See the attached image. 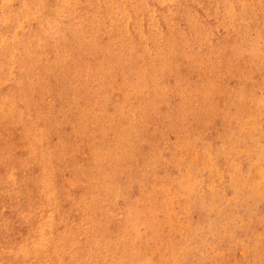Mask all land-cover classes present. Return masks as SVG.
<instances>
[{
	"label": "rangeland",
	"instance_id": "rangeland-1",
	"mask_svg": "<svg viewBox=\"0 0 264 264\" xmlns=\"http://www.w3.org/2000/svg\"><path fill=\"white\" fill-rule=\"evenodd\" d=\"M263 192L264 0H0V264H264Z\"/></svg>",
	"mask_w": 264,
	"mask_h": 264
},
{
	"label": "bare ground",
	"instance_id": "bare-ground-1",
	"mask_svg": "<svg viewBox=\"0 0 264 264\" xmlns=\"http://www.w3.org/2000/svg\"><path fill=\"white\" fill-rule=\"evenodd\" d=\"M186 136V135H185ZM185 136H181L180 137V139H181V141H180V143H182L183 145H185V146H188V147H193V148H195V146H194V141H196V142H200L201 144H202V146H204L205 148L204 149H202V150H200V151H198V153L200 154V157L202 158V159H207V157H208V147H207V142L205 141V139L203 138V137H197V136H193V138H191L190 137V139H189V137L187 138V137H185ZM192 140H194V141H192ZM163 151L164 150H162V151H158V149L154 146L153 147V145H150V147H149V152H151V153H158L159 155L160 154H163ZM163 156H166V157H163V160H169V157L171 156V154L169 153V155L167 154V155H163ZM168 157V158H167ZM209 160V159H208ZM184 164H186V163H184ZM201 166H203V165H201ZM188 168V167H187ZM139 169L143 172L141 175L142 176H144V175H147V177H152L153 175H156V172H157V170H155V169H151V170H148L147 172H145L144 170H143V168H142V165H140L139 166ZM204 169V168H203ZM210 169V168H209ZM192 172V171H191ZM191 172H190V174H191ZM211 173V172H210ZM214 173V172H213ZM217 173V172H216ZM187 174V173H186ZM218 174V173H217ZM183 175H180V177H178V178H181ZM194 176V175H193ZM197 176V175H196ZM195 178V177H194ZM178 180V179H177ZM190 180V179H189ZM181 181V179H179V181L178 182H180ZM186 181V180H185ZM199 182V181H198ZM203 182H205V181H203ZM202 182V183H203ZM208 182V181H207ZM183 183V182H182ZM192 183V182H191ZM184 184V183H183ZM193 185V184H192ZM191 185V186H192ZM198 185V184H197ZM200 185V184H199ZM257 185V184H256ZM185 186V185H184ZM164 187V186H163ZM199 187V186H198ZM186 188H187V186H186ZM208 188V187H207ZM258 188V187H257ZM257 190V189H256ZM166 191V190H165ZM183 191V190H182ZM199 191V190H198ZM259 191V190H258ZM203 192V191H202ZM201 192V193H202ZM264 193V192H263ZM180 194V195H179ZM174 195H176V194H174ZM177 199L179 198V197H185L186 198V200H187V203H186V209H188V210H193L192 209V205H193V201H194V199L196 198V197H201L200 196V194L199 193H197L196 192V190H192V188H190V189H187V190H184L183 191V193H181V192H177ZM184 198V199H185ZM199 199V198H198ZM163 200V199H162ZM166 206V205H165ZM185 210V209H184ZM187 210V211H188ZM173 213H175V212H173ZM178 215V214H177ZM169 219V218H168Z\"/></svg>",
	"mask_w": 264,
	"mask_h": 264
}]
</instances>
